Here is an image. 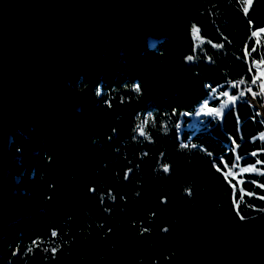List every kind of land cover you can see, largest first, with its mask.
I'll return each instance as SVG.
<instances>
[{"label": "trees", "instance_id": "1", "mask_svg": "<svg viewBox=\"0 0 264 264\" xmlns=\"http://www.w3.org/2000/svg\"><path fill=\"white\" fill-rule=\"evenodd\" d=\"M261 28L264 0H0V264H264V117L182 118L252 82Z\"/></svg>", "mask_w": 264, "mask_h": 264}, {"label": "rangeland", "instance_id": "2", "mask_svg": "<svg viewBox=\"0 0 264 264\" xmlns=\"http://www.w3.org/2000/svg\"><path fill=\"white\" fill-rule=\"evenodd\" d=\"M254 72L255 73H262L264 74V58H262L261 60H258L254 63ZM230 89V88H229ZM229 89H227L225 91V94H226V99L224 100V102L221 104V106H212L210 104V100L215 98L216 96H219L221 95L222 93L224 94V92H219L218 89H216V91L213 93L212 96H210L208 98L207 101H209V104L207 101H205L201 107L197 108L195 111H193L192 113H184L182 112V118H184L185 116L189 115L191 116V120L189 122V124H192V123H195L197 121H199L201 119V117L203 115H214L216 117H222L223 116V112L228 108V107H231L232 105L235 104V98L237 96L236 93H233L231 92ZM257 94V93H256ZM248 99L250 100V98L248 97ZM257 101H258V104L261 105L259 102V97H258V94H257ZM253 102V101H252ZM254 103V102H253ZM255 104V103H254ZM264 104V102L262 103ZM264 107V105H261ZM259 109V108H258ZM184 125L180 122L179 123V128L183 127ZM237 166V167H236ZM235 167L236 168H229L227 170V172L229 174H235V175H238V173H243L245 171H252V170H258L259 168H257V166L255 165H246V166H241V165H236ZM239 180H242V178L240 177Z\"/></svg>", "mask_w": 264, "mask_h": 264}, {"label": "built area", "instance_id": "3", "mask_svg": "<svg viewBox=\"0 0 264 264\" xmlns=\"http://www.w3.org/2000/svg\"><path fill=\"white\" fill-rule=\"evenodd\" d=\"M264 33V28L258 29L254 32V36H258ZM258 61V60H257ZM256 62V61H255ZM254 62V63H255ZM233 85H238V90L236 92L237 96L235 98V104L241 100L249 101L254 104L251 100V94L254 97H257V94L263 93L264 95V74L255 73L253 70L252 82L248 85H245L242 79H237L232 82ZM220 86H216V89H219ZM214 93V92H213ZM257 93V94H256ZM250 98V100L248 99ZM209 104V101H207Z\"/></svg>", "mask_w": 264, "mask_h": 264}, {"label": "bare ground", "instance_id": "4", "mask_svg": "<svg viewBox=\"0 0 264 264\" xmlns=\"http://www.w3.org/2000/svg\"><path fill=\"white\" fill-rule=\"evenodd\" d=\"M250 96H251V100L258 106L259 110L262 112L264 116V107L258 104L257 97H254L252 94Z\"/></svg>", "mask_w": 264, "mask_h": 264}, {"label": "water", "instance_id": "5", "mask_svg": "<svg viewBox=\"0 0 264 264\" xmlns=\"http://www.w3.org/2000/svg\"><path fill=\"white\" fill-rule=\"evenodd\" d=\"M189 61H192V57H189ZM238 103V102H237ZM237 103L235 105H237ZM255 107L258 108V106L256 104H253ZM260 113L262 114V112L260 111ZM263 116V114H262ZM264 117V116H263ZM141 135H144V129L141 128ZM169 167L167 166L165 169H168ZM131 173V170L129 171Z\"/></svg>", "mask_w": 264, "mask_h": 264}, {"label": "crops", "instance_id": "6", "mask_svg": "<svg viewBox=\"0 0 264 264\" xmlns=\"http://www.w3.org/2000/svg\"><path fill=\"white\" fill-rule=\"evenodd\" d=\"M228 108H229V107H228ZM228 108H227V109H228ZM227 109H226V110H227ZM226 110H225V111H226ZM225 111L223 112V114L225 113Z\"/></svg>", "mask_w": 264, "mask_h": 264}]
</instances>
